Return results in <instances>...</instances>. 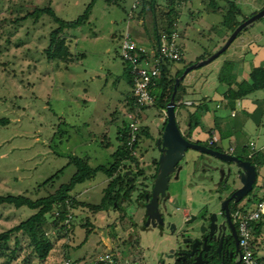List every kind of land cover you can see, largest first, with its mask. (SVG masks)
I'll list each match as a JSON object with an SVG mask.
<instances>
[{"label":"rangeland","instance_id":"374dc122","mask_svg":"<svg viewBox=\"0 0 264 264\" xmlns=\"http://www.w3.org/2000/svg\"><path fill=\"white\" fill-rule=\"evenodd\" d=\"M49 1L56 15L64 20L76 19L91 2L0 0V116L10 119L6 127H0V194H30L37 184L66 166L71 155L87 157L91 166L108 165L112 161L111 154L119 144L117 126L125 116L122 100L130 90L119 49L125 31L146 45V37H153L155 33L153 18L161 28L166 13L170 11L175 17V28L180 34L179 43L186 62L204 53L213 54L229 37L222 26L227 0H154V9L148 4L144 7L141 0H120L118 4L95 0L88 21L78 28L65 30V43L76 58L68 62L58 57L48 59L44 49L49 44L50 32L56 27L55 22L47 15L41 16L37 22L31 17L12 21ZM230 1L235 2L244 14L237 16L238 20L264 6V0ZM134 4L136 8H132ZM142 8L144 12L137 18ZM242 34H257L263 39L264 17L249 25ZM78 53H82V57ZM225 53L194 70H215L221 65ZM181 65L175 63L173 69ZM191 98V93L184 97L185 100ZM160 110L157 106L143 110L139 122L149 127L154 139L159 137L166 119ZM193 111L194 107L190 105L175 109L176 122L183 135H186L188 114ZM243 111L244 108L237 107L232 125L242 120L245 140L260 150L264 144V109L261 113V109L256 108L254 115ZM113 112L117 113L115 120ZM195 128L191 131L193 141L196 140L192 137L197 131ZM215 132L220 135L217 130ZM154 141L143 140L140 144L141 150H146L140 158L142 165L158 157ZM222 142L221 149L228 150V141ZM238 145L241 149L242 145ZM199 154L188 149L180 161L183 169L178 179H170L169 195L160 206L165 219L176 225L173 233L157 228L141 230L145 207L133 200L134 196L132 202L124 204L121 212L124 219H119L121 214L111 208L93 214L86 207H78L71 222L73 230L56 239L52 254L43 264H63L67 259L94 264L108 251L129 264H174L169 254L182 246L183 238H201L200 225L209 222L207 216L202 218V214L206 211L219 213L220 199L224 195L216 190L218 173L209 170L204 163L196 162ZM256 158L263 161L262 166L257 165L256 184L252 191L259 199L264 194V151H260ZM74 171L73 165L66 166L51 184L31 196L53 192L61 183L67 182ZM106 184V176L98 172L92 180L77 184L71 193L80 201L97 204ZM141 189L139 185L136 192ZM248 205L251 209L255 203ZM184 211L196 214L197 219L186 222ZM248 212L250 210L245 211ZM32 213L27 207L0 206V231ZM217 217L218 222L222 221L220 214ZM86 220L92 223L88 232L84 226ZM262 257L264 237L255 245L254 259L257 261ZM212 258L208 256V259ZM3 260L4 257L0 256V263ZM33 262L37 264L35 259Z\"/></svg>","mask_w":264,"mask_h":264},{"label":"trees","instance_id":"16d2710c","mask_svg":"<svg viewBox=\"0 0 264 264\" xmlns=\"http://www.w3.org/2000/svg\"><path fill=\"white\" fill-rule=\"evenodd\" d=\"M105 1L108 4H118L120 0ZM94 2L95 0H91V2L83 11V13L73 20H64L58 17L50 5L51 2L49 1L43 7H36L32 11L16 18L15 21L12 22L25 20L28 17L33 18L34 22H37L41 16L47 15L55 22L56 27L52 29L49 34V44L47 48L44 49V53H46L48 59L58 57L68 62L74 60V58H76L74 57L76 56V54L73 55L69 51V46L65 43V30L75 29L80 27L82 24L86 23L91 15V10ZM227 2V7L224 10V14L222 16V26L225 28L227 35H230L239 24L244 22L247 18L257 13L260 9L264 7L263 6L260 9L253 11L248 16H243L241 20H238L237 16L244 15L242 14L241 9L236 6L235 2L230 0H227ZM141 3L144 4V7H147L149 5L150 9H154V0H141ZM132 8H136V4H134ZM143 12L144 9L142 8V10L138 12L137 18L141 17ZM130 18L132 19L133 16L131 15ZM174 18L175 17L171 15L170 11L167 12L164 21L165 23L160 28L157 27L154 17L153 20L155 33L153 37L148 36L151 39V42L149 43L150 45L144 46H154L156 39L160 34L168 35L173 31H177L175 28ZM247 27L248 26L242 28L236 35V38L239 37L241 32ZM122 38L123 35L121 37V40ZM179 39L180 34L178 37V48L180 50V57L175 60L168 58L163 60L158 84L151 91L154 97V102L153 104L148 106H139L136 103V98L132 92V65L129 61L123 60L120 55L121 60L125 64V72L127 74V77L129 78L130 90L122 100L123 107L125 108V116L121 123H119V125L117 126L116 130V136L119 141V144L117 145V148L114 150V152L111 154L112 161L108 165L99 164L96 166H91L87 157L71 155L68 158L66 166L73 165L75 171L67 182L61 183L56 189H54L53 192H47L45 195L42 196H31L32 193L37 194L40 189H45L48 184H51V182H53V180L58 177V175L64 170L66 166L58 169L50 177L37 184L33 191H29L30 194H0V206H12L16 209L27 207L28 209L33 211V213L27 218L21 220L17 224L3 231H0V256L4 257V260L0 264H33V259L37 261V264L45 263L54 250L56 239L68 235L73 230L74 226L71 224L68 228L67 225L64 223V220L66 218L67 212H70L74 218V210L78 207H86L93 214L99 211H104L107 208H111L114 212H119V214H121L119 215V219H124L121 213L124 204L130 201L132 202L133 196V200H135L138 204L142 205L143 207L146 206V194L150 195V186H146L143 184V187L141 189L142 191L136 192L139 186L137 180L142 177V179H145L146 181L153 182L154 178L157 175V171L155 170L153 173H149L140 162V158L143 157V155L145 154L144 152L146 151L141 150L140 144L143 142V140H155L151 136L149 127L147 125H142L141 123H139L142 119V111L151 106H157L159 109H161L160 111L166 115V106L171 99V96L174 92V88H176L174 94V101L176 103L175 109L178 106H186L185 102L187 100H185L184 97L189 93V90L188 85L184 83L185 76L182 80L179 81L177 85L175 84V81L182 74V72L187 66L196 63L200 60H203L206 58V56H209L211 54L210 52L207 54L204 53L203 55L197 57L195 60L186 62L182 56L183 52L179 43ZM223 41H225V39H223ZM136 42L141 44L138 41ZM78 55L82 57L83 54L78 53ZM175 63H181L182 65L180 68L173 69V65ZM231 66V61H224L221 67L218 69L219 71L217 75V79L220 82H225L226 85L229 87L227 89V92L224 94V97L227 99L228 103L234 104L236 100L241 99L255 91L264 89V66H258L253 68L249 74V81L243 80L237 82L236 90L230 88V85L233 83V80L229 78L228 70H231ZM206 99L207 98H204L205 101ZM205 101L198 102L197 104L195 100L191 101L192 104L190 106H194L195 110L188 114L187 130L186 135H184V137L188 140L191 139L192 129L200 124V119L197 113L199 111H201L202 113L207 111ZM129 112L134 113L135 118L138 121V129L135 132V139L133 141H131L130 139L131 133L128 129L129 119L127 118V114ZM112 116L114 120L118 118L116 112H113ZM166 121L167 119H165L163 122L159 137L162 135ZM9 122L10 119L7 116H0V127H6ZM215 128L220 133L218 141L209 144V140L212 138L213 135L211 134L212 129H210V134L206 142L202 140H192V142L206 145L212 149L223 150L221 149V145L219 142L225 138V133H222L223 131L221 130V128H219V126H216ZM250 145L251 143L247 142L240 147L241 149H238L239 145L236 144L231 146L233 148L232 151L229 150L230 147H228V150L230 152H234L240 155L250 154L248 159L252 164L255 165L257 169L259 165H263V161L257 160L256 155L260 151L264 150L263 148L258 150L254 145L257 150L251 153ZM153 163L157 164L156 158L153 160ZM127 171H129V173ZM98 172L103 173L107 178V184L103 189V195L100 202L97 204H93L78 200L77 197L71 193L74 190L75 186L85 181L92 180ZM130 176L132 178H130ZM255 184L256 180L254 182V186ZM261 200L262 197L256 199V196L253 194V197L249 200V202L255 203V205H251L253 206L251 209L249 205L238 208L236 203L231 202L229 204V210L231 213L235 214H242L245 213V211L247 210L252 211L258 207V204ZM66 201H68L69 203L68 207H65ZM56 212H58V214H56ZM84 226L87 228L86 230L88 232L91 230L90 227L92 226V223L89 220H86ZM251 226L252 231L249 248L254 257L255 245L258 244L261 240H263L264 237V214L257 220L252 221ZM256 263L264 264V257L258 258ZM125 264L129 263L126 262ZM175 264H188V261H176ZM226 264L232 263L228 261L226 262Z\"/></svg>","mask_w":264,"mask_h":264},{"label":"crops","instance_id":"0c3cea01","mask_svg":"<svg viewBox=\"0 0 264 264\" xmlns=\"http://www.w3.org/2000/svg\"><path fill=\"white\" fill-rule=\"evenodd\" d=\"M145 40L147 41L146 46L150 45L151 39L148 36ZM142 42L140 43H145ZM215 46L214 48H216ZM222 59V63L224 61L232 62L231 70H228V76L233 80L230 88L236 90L237 82L243 80L249 81V74L253 68L264 66V38L258 37L257 34H242L231 43ZM221 65L216 66L215 70H212L213 68L211 70H192L185 76L184 83L188 85L189 93L193 97L189 101L195 100L197 104L198 102L205 101L204 98H207L205 101L207 111L203 113L199 111L197 113L200 119L199 129L195 128L197 131H194L195 133L192 137L194 136L193 138L196 140L208 139L210 129H212L211 134L219 137L218 133L215 132V127L219 126L225 133V138L222 140L228 141V147L237 142V144L244 145L247 143V140H245L246 134L243 131L242 120H235L236 123L232 125V118L236 117L237 107L244 108L243 113L246 112V114H250L251 112L254 115L256 108L261 109L260 112L263 113L264 89L238 99L234 104L228 103L224 94L229 87L225 82H220L217 79L218 69ZM222 140L219 143L221 146H224Z\"/></svg>","mask_w":264,"mask_h":264},{"label":"water","instance_id":"95a60500","mask_svg":"<svg viewBox=\"0 0 264 264\" xmlns=\"http://www.w3.org/2000/svg\"><path fill=\"white\" fill-rule=\"evenodd\" d=\"M264 17V7L260 9L257 13L253 14L249 18H247L244 22L239 24L233 32L229 35L227 40L224 42V44L213 54L209 55L203 60H200L196 63H193L189 66H187L182 74L176 79L175 84L177 85L180 80L184 78V76L192 69L202 67L215 58H217L221 53L227 50V48L231 45V43L235 40L236 35L238 32L249 25H252L256 20ZM174 92L171 96L170 101L168 102L166 106V124L164 127V130L162 132V136L160 139L157 140V146L161 152V155L158 159V173L156 177L154 178L151 194L150 197L146 195V206H145V213L147 215V224L149 221L154 222L159 221V223L162 222V216L158 208V200L160 196H165L169 187V181H170V174L175 172V179L178 177L179 170L181 169V166H178L177 168L175 165L184 157L186 151L188 149L196 150L197 152H201L207 155H211L215 158L224 160V161H233L237 164V166L240 167L241 173H240V183L241 186L235 190L231 196L222 201L220 208L224 211L225 216L227 217L228 221H230V212L228 208V201L232 198H234L235 201H238L243 196L247 195V193L252 189V184L256 180L257 176V170L254 164H251L249 161L242 160L241 158L231 156L228 153L221 152L218 150H214L206 145L198 144L196 142H191L187 138L184 137V135L181 133L177 122L175 118V101H174ZM223 170H220V173L222 175ZM222 177H220L221 179ZM194 216L190 218L187 222H192L194 220ZM210 232L209 235L213 233V229L216 225V214L212 213L210 216ZM154 225V223H153ZM174 224H172L173 226ZM201 233L205 231V227L202 225L200 228ZM174 232V229L171 231V233ZM207 237L203 238V241L201 242L198 239H193L192 237H185L183 238V243H192V248L189 251V253L186 254V257L184 256L183 259H186L187 257L193 256L195 253L196 256L194 257V264H208L207 261L203 258L207 255V250L209 249V245L206 244ZM203 243V250L205 251L203 254L201 252H197L198 246ZM163 264V262L161 263ZM236 264H239V262H236Z\"/></svg>","mask_w":264,"mask_h":264},{"label":"flooded vegetation","instance_id":"af4514ba","mask_svg":"<svg viewBox=\"0 0 264 264\" xmlns=\"http://www.w3.org/2000/svg\"><path fill=\"white\" fill-rule=\"evenodd\" d=\"M161 136L157 137L155 139V142H154L156 148L159 151L158 157H153L150 159L149 163L142 165L147 169V171L149 173H153L155 170L158 173V159L161 155V152L157 146V140L160 139ZM189 140L192 142L191 139H189ZM214 150H218V149H214ZM218 151L228 153L231 156H235V157L241 158L242 160H246V161L250 162V160L248 159L250 154L240 155V154H236L234 152H230L229 150H218ZM199 153L200 154H199V157L197 158L196 162L197 163L202 162L205 164L204 166L207 167L209 170L210 169L215 170L218 173L216 190L220 192V195L222 193H224V195H222V197L220 199L221 202L228 199L231 196V194L241 186V183H240L241 169H240V167L237 166V164L233 161H224V160L215 158L211 155H207V154H204L201 152H199ZM155 158L157 159V164L153 163V160ZM180 161L175 165L176 168L178 166H181V169L179 170V173H178V177L180 175L181 170L183 169V165L180 164ZM220 170H223L222 175L220 173ZM127 172L129 173V171H127ZM173 177H175V172L170 174V179ZM178 177L176 179H178ZM220 177H222V178L220 179ZM130 178H132V177L130 176ZM137 183L140 186H142L143 184L146 186H150V194H151L153 182L146 181L145 179H142V177H140L137 180ZM236 183H237V185H236ZM253 186H254V183L252 184V189L247 193V195L243 196L238 201H235L234 198L230 199L228 201V208H229V204L231 202L236 203L238 208L248 206V204H250L249 200L253 197V193H252L253 188H254ZM167 194L168 193H166L165 196H160L159 200H158V208H159V211H160L161 216H162V222L159 223V221L155 220L154 222L149 221V223L147 224V215L145 213V215L143 217L142 224L140 226L141 230L144 231V230H148L150 228H157L159 230L166 229L170 232L173 229L175 230L176 225L174 223H172V221L166 220L164 215H163L164 213L161 210L162 208L160 209V206L163 205V203L165 202V200L167 199V197L169 195V194L168 195ZM146 195H148V194H146ZM148 196L150 197V195H148ZM229 212H230V210H229ZM212 213H213L212 211H210V212L206 211L205 214H202V216H203L202 218H205L207 216L208 220H209V222L207 224H205V222H202L200 225V228L202 225L205 227V231L201 234V238L198 240H200L202 242L203 238L207 237L206 244L209 245V249L206 252L207 255L203 258L207 261L208 264H226V262H228V261L231 262L232 264H236V262H239V264H242V259H241L242 258V247L239 245V232H238L239 214H235V213L230 212V221H228L227 217L224 214V211L221 210V208H220L219 213L214 212L216 214V221H215L216 225L213 229V233L209 235L210 223H211L210 216ZM218 214H220L222 216V221H220V222H218V217H217ZM193 216L195 217L194 220H196L197 219L196 214H191L188 211L184 212V218L186 219V222L190 218H192ZM153 223H154V225H153ZM172 224H174V225L172 226ZM192 243L193 242H190L187 244V243L182 242V246H179L176 251L173 250L169 254L170 257H172L174 259V264L176 263V261H188V264H194V257L196 256L197 253H195L193 256L187 257L186 259H183V257L184 256L186 257V254L189 253V251L191 250ZM202 248H203V243H201L198 246L197 252H201L203 254L205 251ZM208 256L210 258H212V257L213 258L210 260V259H208ZM163 264H164V262H163Z\"/></svg>","mask_w":264,"mask_h":264},{"label":"built area","instance_id":"2783aa9c","mask_svg":"<svg viewBox=\"0 0 264 264\" xmlns=\"http://www.w3.org/2000/svg\"><path fill=\"white\" fill-rule=\"evenodd\" d=\"M134 6V5H133ZM179 33L173 31L170 34H160L154 46L146 47L137 43L132 39L131 34L125 31L120 43V55L123 60L129 61L132 65V92L136 98V103L139 106H148L153 104L154 97L151 91L157 86L163 60L178 59L180 57V50L178 48ZM140 57V58H139ZM140 60H139V59ZM186 105H191V101H186ZM166 112V111H165ZM129 119L128 129L131 133V141L135 139V132L138 129V121L135 118V114L129 112L127 114ZM218 141L216 135H212L209 140V144ZM129 144V143H128ZM264 150V145L262 146ZM232 147L229 148L232 151ZM257 149L253 144L250 145L251 153ZM68 201L65 203V207H68ZM58 214V212H56ZM264 214V194L262 200L259 202L258 207L248 213L239 214L238 218V232H239V245L242 247V264H257L252 252L249 248L252 226L251 222L257 220ZM73 215L70 212L66 213L64 223L69 228ZM128 261L122 262L120 257L115 253L108 251L103 253L94 264H125ZM63 264H81L72 262L67 259Z\"/></svg>","mask_w":264,"mask_h":264},{"label":"clouds","instance_id":"9594fccd","mask_svg":"<svg viewBox=\"0 0 264 264\" xmlns=\"http://www.w3.org/2000/svg\"><path fill=\"white\" fill-rule=\"evenodd\" d=\"M188 73H189V72H188ZM188 73H187V74H188ZM187 74H186V75H187ZM186 75H185V76H186ZM187 101H189V100H187ZM256 177H257V176H256Z\"/></svg>","mask_w":264,"mask_h":264}]
</instances>
